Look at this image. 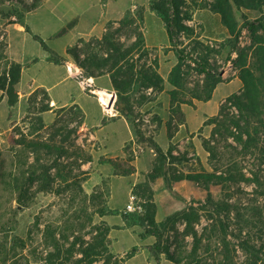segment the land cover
Instances as JSON below:
<instances>
[{
    "label": "trees",
    "instance_id": "16d2710c",
    "mask_svg": "<svg viewBox=\"0 0 264 264\" xmlns=\"http://www.w3.org/2000/svg\"><path fill=\"white\" fill-rule=\"evenodd\" d=\"M6 4L8 5L7 9H0L5 28L12 24L24 25V15L36 9L40 3L33 1L30 4L28 0H0V8ZM148 8L163 21L170 50L175 53L177 58L176 64L167 77L171 88L166 92L169 96L168 115L165 123L167 139L172 140L179 128L185 125L181 106H193V101L210 100L215 87L226 81L221 75L222 70L210 59L213 51L194 39L196 30L187 24L192 20L195 11L206 9L218 15L221 24L227 29L228 38L224 40V44L228 48L229 54L226 60H230L233 53L236 54L231 63L238 69V78L242 82L243 88L240 93L226 98L220 104L217 115L204 123L205 126L211 127V131L208 138L200 139L201 146L208 154L209 160L213 158L216 162H220L222 154L219 152V146L224 145L236 154H256L258 161L262 164L264 162V144L261 142V138L264 137V17L248 20L242 12H262L264 0H149ZM236 12L241 13V23L236 17ZM143 13L144 8L142 7H137L133 11L129 10L116 25L108 24L101 38H92L87 43L82 39L78 40L66 51L73 63L51 51L39 37L33 35V39L38 41L43 50L48 53L50 62L67 66L70 69L73 78L82 85L85 94L102 101L108 96L112 97L110 108L131 125L136 138L135 143L145 144L155 154L151 171L147 175L149 182L163 179L169 187L172 182L191 181L198 184L217 185L221 182L234 181L235 178L230 169L226 170L227 177H223L219 172V167L216 166L212 167V173H206L204 170L198 173L183 171L184 166L191 163L193 157L189 158V155L194 153V149L191 147L188 151L181 152L170 145L164 152L152 137L146 136L141 128V123L136 122L138 119L136 109L141 105L154 102L158 95L165 92L164 80L159 74V58L153 56L152 50L147 48L144 43ZM127 26L132 29L133 39L129 43L121 41L120 38L122 28ZM24 27L25 31L31 34L30 29L27 26ZM242 29H246L251 36L252 44L248 49L238 46V37ZM0 35L3 38L0 43V92L5 94L8 104L13 106L18 100L15 87L19 83L22 66L11 61L7 56L6 31H0ZM182 37L193 41L194 46L188 51L180 40ZM81 46L86 47V52L81 49ZM193 73L202 77L201 84L198 81L189 88L188 79ZM103 75H108L112 93L103 91L93 84V78ZM38 94H42L47 102L41 104L39 113L54 111L56 114L55 120L48 127V144L44 146L47 157L55 156V158L50 160L51 164L47 163L46 165H42L38 159L37 167H32L31 171H28V177L24 182H20L17 178L13 179L15 188H20L16 199L18 205H23L25 200L22 187L27 183L40 181V176L43 178V183L40 185L39 191L50 189L51 184L56 181L65 182L67 177H71V175L63 174L65 167L60 163V160L63 157H70L71 154L64 145H61L60 141L69 142L71 135L72 139H77L84 136L87 131L83 126V113L77 105L53 109L44 89L36 88L29 97L34 101ZM64 111H68L69 115L77 114L78 121L71 129L62 123L65 114H58ZM39 122H42L41 119ZM13 138L14 135H12L10 143L19 145ZM80 151L79 158L82 164L91 163V154L82 149ZM134 160L131 145H127L124 158L107 159L105 163L111 166L113 176L129 177L135 173V168L132 165ZM196 163L199 167L201 166L198 159H196ZM52 169L55 170V173L51 175L49 172ZM66 172L71 174L70 170H66ZM79 174L84 179L87 176V172L84 170H81ZM20 179L22 180L23 177ZM108 180H102L96 190L86 199L93 209L94 206L101 209L93 210L81 222L78 216L73 214L67 218L63 227H48L46 238L50 242L51 251L45 255L41 264H96L98 262L126 264V261L136 254V247L132 248L124 257L115 254L112 251L113 241L109 238L112 228L103 220L94 223L95 216L101 219L116 213V211L109 210L107 206L110 195ZM102 188L105 189L104 196L99 192ZM148 193L149 196L143 205L145 213L142 216L132 214L128 217L125 213L120 215L123 221L132 218L134 223L144 227V232L139 235L140 239L149 236L155 239L153 245L145 247L151 259L159 264L163 255L172 264H206L198 255L204 236L199 235L196 230L202 217L200 212L204 211L205 206L202 205L196 209L190 205L169 215L163 222L157 223L155 220L156 206L152 201L149 189ZM100 197L103 199L101 200ZM207 201L209 204H213L210 197ZM213 205V213H208L206 220L210 222L211 228L218 227L222 234L220 243L225 255L219 264H233L228 255L230 252L226 242L230 222L229 205L225 203ZM178 224L183 227L181 232L177 228ZM86 228L88 231L82 234L81 232ZM86 236H88V240L84 239ZM179 237L191 238L192 246L188 253L178 246L177 239ZM70 238H72V242L69 241ZM250 240L248 238V241L239 242V247L245 253L253 256L255 260L264 264V238L261 239L258 249L250 244ZM204 251L208 252L209 248L206 246Z\"/></svg>",
    "mask_w": 264,
    "mask_h": 264
},
{
    "label": "rangeland",
    "instance_id": "374dc122",
    "mask_svg": "<svg viewBox=\"0 0 264 264\" xmlns=\"http://www.w3.org/2000/svg\"><path fill=\"white\" fill-rule=\"evenodd\" d=\"M33 1L41 3L43 0H28V3L32 4ZM63 7H73V3L78 1L79 6L75 9L79 12L84 10V18L88 23L97 22L98 17L102 12L101 6L98 4V0H64ZM148 0H117L116 7L122 9L130 8L135 4L145 8ZM8 5L2 6L0 9H7ZM146 9V8H145ZM254 12V11H253ZM254 14V18L258 17V13ZM264 17V15H262ZM261 17V16H260ZM251 20H255V19ZM144 30L146 42L156 46H164L168 43L163 23L156 14L146 9L143 13ZM4 20L0 15V31H6L4 26ZM118 27V26H115ZM196 29V28H194ZM194 39L201 45L208 47L213 51L211 61L216 64L222 71L223 69L237 68L232 66V59L236 57L233 53L230 60H226L229 54L228 48L224 44V40L221 42H211L199 38V27L196 29ZM132 29L130 27H123L120 32L121 41L129 43L133 38L131 36ZM92 39V38H90ZM89 39V40H90ZM8 43L11 45V54L14 58H24L23 53L27 52V55L34 58H39L43 54V48L40 43L32 38L24 43V48L19 45L18 37L14 32H11L8 36ZM183 46L187 51L191 49L194 44L192 40H188L186 37L180 39ZM3 41L2 35H0V43ZM46 46L50 50L59 51L62 55L64 52L63 46L73 43L72 36L58 39L43 40ZM85 41V43H87ZM252 42L243 47L248 49L251 47ZM1 46V44H0ZM242 48V47H239ZM24 49V50H23ZM81 49L86 52V47L81 46ZM153 56H157L161 60L169 62L171 54L169 49H161L160 51L151 49ZM164 53V56H163ZM235 54V55H234ZM21 57H19V56ZM153 58V57H151ZM170 58V59H169ZM177 58H173V62H176ZM42 60L38 62V65L31 66L24 73L25 79L29 78L32 84L44 83L48 86L56 84L50 89L53 95V104L56 107L77 105L82 106L84 109V124L90 128L87 130L84 136L77 139H72L69 142H61L65 149L71 154L70 157H63L60 160L65 167L64 175H71L67 177L65 182L56 181L51 184V188L39 191L40 185L43 183V178L40 176V181L34 183H27L22 187V194L24 196V204H17L18 193L20 188H15L13 179L17 178L20 182H24L28 177V171L31 168L37 167L36 161L39 159L42 165L51 164L50 160L54 159L47 157L44 146L48 144V127L53 123L56 118L54 111L39 113V107L41 104H46V100L42 94H38L36 99H30V89L26 86L20 88L15 87L18 93V100L10 106L7 102L5 94L0 92V264H41L45 255L51 251L50 242L46 238V231L52 227H63L67 218H70L73 214L77 215L80 222L85 220L93 210L98 211V206L93 207L88 204L87 196L96 190V187L101 184L102 180L106 178H98L102 175L98 171V163L103 164L105 159L102 154H108V156H119L121 144L124 140H128L132 137L128 126L123 122H117L103 127L101 130L102 121L101 111L98 107V102L94 98L88 96L82 92L77 84L71 78L63 79V72H55L52 66ZM162 72L164 65H162ZM232 72L228 71L225 76V80L231 78ZM202 77L191 74L188 81V87L191 88L198 81L201 84ZM108 85L107 79H100L96 82L95 86L104 88ZM233 90V86H227V91ZM153 99V97H151ZM73 102V103H72ZM167 111L163 109V103L156 97L154 102H150L146 105H141L136 109L138 118L147 119V123L143 126V131L146 136L154 137L157 135V131L163 123V120L167 119ZM65 114L62 123L71 129L78 121L77 114H68V111L59 112L58 114ZM75 113V112H72ZM188 115V126L184 129V133L196 131L199 114H194L191 110L186 109ZM41 119V123L39 122ZM60 123V124H62ZM98 131L99 138H102L105 142L106 148L101 152L100 144L91 136L90 132ZM211 127L207 126L201 128L192 136H187L182 142L179 141V137L173 140L174 147L183 152L194 149V153H190L189 158H192L191 163L184 166L183 171L187 170L192 173L201 172L204 170L206 173H212V167H219L220 173L223 177L226 176V170L230 169L234 175V181L221 182L220 184H198L191 181L172 182L168 187L163 179H156L153 182L147 180L148 174H142L137 176L135 185H132V179L127 177L123 178H111L110 179V195H109V208L119 211L125 208L128 203L130 190L138 198V201L143 205L145 200L149 196L148 189L151 192L152 201L157 205L158 222H163L169 215L176 213L185 207L192 205L196 209L202 205L205 206L204 211L200 212L202 216L199 224L196 226V230L199 235L204 236V241L198 255L202 257L206 264H219L223 260L224 250L221 246L220 239L222 234L219 228H211L210 222H207L206 215L213 213L214 205L217 203H225L229 205V227L228 234L226 236V242L228 243L229 257L233 264H262L255 260L249 253H245L240 247L239 242L248 241L250 238V244L254 245L256 249L259 248L261 239L264 238V162L261 164L256 154L247 153L245 155L236 154L229 148L219 146V152L221 155V161L216 162L213 158L208 159V154L201 153L202 161L197 157L195 152V145H201V138H208L210 135ZM14 135V141L19 145L11 144V138ZM264 144V137L261 138ZM158 144L161 148H165L168 144L165 134H161L158 138ZM59 143V142H58ZM180 146V148L178 147ZM131 150L134 158L140 155L150 157L153 152L145 144H136ZM91 154L92 162L82 164L81 151ZM204 151V150H203ZM148 153V154H147ZM143 158H140L139 166L145 162ZM151 158H148V161ZM155 159V158H153ZM196 159L199 160L201 166L196 163ZM147 160V158L145 159ZM135 161V160H134ZM153 164L154 160L151 161ZM133 165V164H132ZM81 166V167H79ZM152 166V165H151ZM227 167V168H226ZM202 168V169H201ZM150 169V167H149ZM66 170H70L66 172ZM81 170L87 172L85 179L79 174ZM51 175L55 173L52 169L49 172ZM23 179L21 180L20 178ZM255 178L257 181L255 182ZM84 179V180H83ZM69 187H66V186ZM20 187V185H19ZM80 187V189H78ZM105 189L99 190L103 195ZM104 196V195H103ZM210 197L213 204H209L207 199ZM102 200L103 197H100ZM201 204V205H200ZM128 217L129 213L123 211ZM115 215V214H112ZM110 215L108 222L110 224L119 225L120 218ZM78 220V222H79ZM103 218L95 216L94 223H99ZM125 226L130 229H114L111 232V239L113 240L112 251L120 257L123 253H129L130 250L136 247L137 253L130 257L126 264H155L154 261L149 259V254L146 251L139 252L140 249H146L145 247L153 245L155 239L153 237H145L140 239L139 235L144 232V227H140L134 223L132 218H128L124 221ZM109 226V225H108ZM110 227V226H109ZM177 228L179 232L183 227L178 224ZM88 231V228L81 233L84 234ZM231 232V233H230ZM204 234V235H203ZM88 240V236L84 238ZM72 242V238L69 240ZM140 243V244H139ZM180 249L187 253L191 249L192 240L190 237L177 239ZM209 248L208 252H205V247ZM147 250V249H146ZM222 254V255H221ZM161 257H164L163 255ZM96 264H102L98 262ZM164 264H171L165 262Z\"/></svg>",
    "mask_w": 264,
    "mask_h": 264
},
{
    "label": "crops",
    "instance_id": "0c3cea01",
    "mask_svg": "<svg viewBox=\"0 0 264 264\" xmlns=\"http://www.w3.org/2000/svg\"><path fill=\"white\" fill-rule=\"evenodd\" d=\"M74 2H75V0H74ZM64 3H65L64 0H43L38 5V7L36 9H34L33 11L28 12L24 15V18H23L24 25L12 24V25H8L6 27L7 56L11 61L19 63L22 66L21 77H20L19 83L16 85L17 88H20L22 86H26L27 88H29L30 87L29 85L31 84L32 90H30V94L36 88L44 89L46 91L48 97H49L50 105L53 104V101H52L53 95L51 94L50 89L52 87H54L56 84H53L52 86H48L47 84H44V83H38L36 85V84H32V82L30 81L29 78L25 79L24 73L31 66L32 67L36 66V65H38L39 61L44 60L48 64L47 66H52L53 70L56 73L59 71L63 72V74H64L63 79L71 78L72 80H74V82L77 84V86H79L80 90L82 92H84L82 85L73 78L72 73L67 66L58 65V64H54V63L50 62L48 60V53L45 50L43 51L42 56L39 58L30 57L27 55V52L23 53L24 58H22V59L21 58L20 59L14 58L13 55L11 54V45L8 43V40H7L9 34H11V32H14L16 34L18 39H20L19 45L22 48H24V43L28 40V38L33 39V35L39 37L42 40L58 39V38H64V37L66 38L67 36L71 35L72 41L74 44L71 45V43H70L66 46H63L64 52H62V55L59 51H56L54 49L51 51H53L54 53H56L59 56L65 57L70 63H73L72 58L66 54V51L68 48L74 46L77 43V41L80 39H82L83 41H87L90 38H97V39L101 38L103 36V34L105 33L106 27L108 26V24L113 23L116 25L118 21H120L124 18L127 11H129V10L133 11L137 7H140V6H136L135 4H133L128 9L127 8L122 9L120 7H116L115 4L117 3V0H98V4L102 8V12H101L100 16L98 17L97 22H93V20L90 22L91 19H89V21L87 23L85 21V18H84V15H85L84 11L85 10L83 12H79L75 9V7L77 8V6H79V4H80V3H78V1L73 3L74 4L73 7H69V8L67 6L63 7ZM148 3H149V0L147 1L145 8L150 10L148 8ZM145 8H144V11L146 10ZM242 13L248 18V20H251L254 18V14L256 12L243 11ZM262 15H264V12L258 13V17H260ZM236 17L238 18V20L241 23L242 21L240 19V17H241L240 12H236ZM258 17H255V18H258ZM158 18L160 19L159 16H158ZM161 22L163 23L162 20H161ZM187 24L193 28H196V29L199 27V32H200L199 38L204 39L206 41H209V43L221 42V41L226 40L228 38L227 29L221 24L220 17L216 14L211 13L210 11H208L206 9L195 11L193 16H192V20L189 21ZM24 26H27L30 29L31 34H29L25 31ZM163 27H164V24H163ZM142 31H143L144 43H145V46L147 48L160 51V53H161V49H164V48L170 50V44H169L168 37H167L168 43L164 46H156L153 44H148L146 42L145 30H144V19H143ZM166 36H167V33H166ZM169 54H171V59L169 58L170 59L169 62H166V60L159 59V74L161 75V77L164 80L165 92H163L162 94L157 96V99L163 103V109H166V110H168V105H169V96L166 92L171 89L168 82H167V77H168L170 70L172 69V67L177 62V59H176V62H173V58H176L175 53L170 50ZM163 56H164V53H163ZM19 57H21V56H19ZM162 65H164L163 72H162V67H163ZM229 70H231V72H232L231 78L228 81L226 80L224 83H220L215 87V89L213 90V92L211 94L210 100H208V101H193V106H181V110L184 114L185 125L182 126L181 128H179L178 132L176 133L175 137L172 140L167 139L168 144L165 148H161L158 144V141H157L158 138L161 137V134L164 133L166 136L165 123H166L167 119L163 120V123H161V125H160V127L156 133L157 135H155L152 139L164 152L167 151V149L169 148L170 145H174L173 140L176 137H179V139H180L179 141L182 142L184 139L187 138V136H192L195 133H197V131L200 130L201 128L207 127L204 125V123L208 119L217 115L220 104L229 96H231L233 94H238L242 91L243 84L240 81V79L238 78V71L237 70H233L231 68L228 69V67L223 69L222 74H221L223 79H225V76L227 75ZM100 79H107L108 85L104 86V88H99V87L98 88L102 89L103 91H106L108 93H112L111 83H110V79H109L108 75H103V76H100L97 78H93L92 79L93 84L95 85L96 82H98ZM229 85L233 86V90L226 92L227 86H229ZM95 100H97V102H98V107L101 111V117H103V119H104L103 120L104 122L102 123L101 127L98 128L99 130H101L103 127H106L110 124H114L117 122H123L128 126L130 132L132 133L131 138H129L128 140H124L122 142L121 148H120L121 152H120L119 156H108V154H104V153L102 154V156L105 159H122L125 157V147L127 145H131V146L136 145V143H135L136 138H135V135L133 133L132 127L128 122H126L122 117H119L110 108V104H111V100H112L111 96H108L107 99H105L104 101L99 100V99H95ZM70 106L71 105H67V106L64 105V106L56 107L55 105H51V107L53 109L67 108ZM78 107L84 116V109L82 108V106H78ZM186 109L191 110V112L194 114H199L200 118H199L197 130L187 132L185 134L184 129H187V126L189 123L188 115L186 113ZM83 126L87 130L90 129L84 124V120H83ZM99 130H97L96 132H94L92 130V132H90V134L100 144L101 152H103L104 149L106 148V146H105L104 140L102 138H99V136H98ZM194 138H192V141H193V144L195 145L194 148H195L196 155L202 161L203 159L201 157L200 152L204 153V158L206 159L205 152L203 151V148L201 145H196ZM178 147L180 148V146H178ZM132 149H133V147H131V150ZM143 156L144 155H142V156L140 155L139 157H136L135 161L132 163L134 168H135V173L132 176L127 177L129 179H132L131 187H133L136 184L135 181H136L137 176L142 175V174H145V175L149 174L151 171V165H152L151 161L155 160V159H153V158H155V154L153 153L152 155H150V157H149V155L145 156V159L147 158V160H145L143 158ZM141 157L143 158V161L145 162V167L143 166V163L139 166V161H140ZM148 158H151V159H149V161H148ZM97 167H98L99 173L102 175L101 177L98 176V178L109 179L108 180L109 181V191H110V179L111 178H123L121 176H113L112 175V168L108 163H103V164L98 163ZM149 167H150V169H149ZM130 193H131V190H130ZM108 202H109V199H108ZM154 204L156 206L155 220H156V222H158L157 205L155 202H154ZM107 206L109 208V203H107ZM124 209L116 211V210L109 208V210H111V211H116V213H115L116 217L120 218V220H121L119 225L110 224L108 222V217H110V215L103 218V221L112 228L109 232V238L110 239L112 238L111 232L114 229H117V230H119V229H130V230H132L131 228H128L125 226V222L121 218L120 214L123 213ZM115 215H112V216H115ZM139 246L140 245H138L136 247H139ZM142 251L148 252L146 249H140L138 251V253L142 252ZM124 254H126V253H123L121 255H124ZM148 254H149V252H148ZM148 258L151 259L150 255ZM165 262H169V261H167L165 257H161V261L159 264H164Z\"/></svg>",
    "mask_w": 264,
    "mask_h": 264
},
{
    "label": "built area",
    "instance_id": "2783aa9c",
    "mask_svg": "<svg viewBox=\"0 0 264 264\" xmlns=\"http://www.w3.org/2000/svg\"><path fill=\"white\" fill-rule=\"evenodd\" d=\"M250 43H251L250 33L246 29H242L238 37V46L243 48L245 46H248ZM136 122L141 123V128L143 130L144 124H146L148 121L146 118L141 120L138 118ZM174 154H176V152H174ZM125 212L138 216H142L145 213L143 204L138 201L137 196L132 192L129 194V200L125 206Z\"/></svg>",
    "mask_w": 264,
    "mask_h": 264
}]
</instances>
